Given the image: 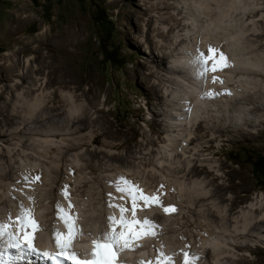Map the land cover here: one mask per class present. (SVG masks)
I'll return each instance as SVG.
<instances>
[{
	"label": "rangeland",
	"instance_id": "1",
	"mask_svg": "<svg viewBox=\"0 0 264 264\" xmlns=\"http://www.w3.org/2000/svg\"><path fill=\"white\" fill-rule=\"evenodd\" d=\"M235 1L206 2L213 3L216 19L225 12L232 14L243 44L251 47L246 55L253 52L264 57V0H248L237 11L230 10ZM192 6L193 0H0V181L6 178L0 190L7 194L6 203L11 199L15 206L27 200L39 203L44 207L43 221L48 222L42 228L48 230L62 217L60 204L74 194V202L85 208L82 224L106 231L111 206L118 203L113 197L120 177L149 193L160 179L172 186L173 193L168 196L169 205L155 206L151 215L157 208L175 207L176 211L156 217L152 230L156 235L143 246L159 234L167 237L166 242L186 237L191 246L198 231L207 228V234L209 229L223 233L233 250L239 244L235 252L246 257L237 263L221 256V264H264V224L250 231L261 219L260 213L246 214V207L257 197L264 203V179L253 172L255 158L264 156V123H260L264 69L258 71L261 74H242L246 88L242 95L231 96L245 97L232 100L236 102L229 105L231 110L214 99L208 108L198 101L199 114H194L183 135L190 146L188 155L178 151L179 156L171 158L163 149L171 120L168 114L178 107L167 97L176 87L168 81L175 75L173 53L186 33L183 24L171 27L178 23L177 15L193 26L187 20ZM203 18L205 23L207 17ZM40 34L45 35L43 41ZM18 38L23 39L21 43ZM39 45L43 47L40 54H49L46 59L38 58ZM20 47L27 50L16 54ZM31 57L35 58L32 68L25 61ZM14 64L17 68L12 73L9 67ZM29 68L31 78L12 90L14 79L21 81L20 71ZM259 89L263 93H256ZM217 96L227 95L219 91ZM257 103L260 110L254 108ZM212 122L216 129L233 131L217 132ZM212 134L218 137L214 140ZM25 165L32 171L27 172ZM194 165L197 171L188 175ZM20 170L29 173L27 180ZM206 192L205 200L190 203ZM0 206L7 208L4 203ZM199 256L198 264L213 261L207 251Z\"/></svg>",
	"mask_w": 264,
	"mask_h": 264
},
{
	"label": "bare ground",
	"instance_id": "2",
	"mask_svg": "<svg viewBox=\"0 0 264 264\" xmlns=\"http://www.w3.org/2000/svg\"><path fill=\"white\" fill-rule=\"evenodd\" d=\"M182 1L183 0H181V3H182ZM193 1H194V7L192 6L193 8H191V9L188 7V10H189L188 14H190L191 17H190V19L189 18L187 19V20L192 21L193 26H191V24H189V22H187L186 19L185 20L183 19V18H185L184 16L177 18V16H178L177 15L174 18V20H176L178 23L176 25L173 24L171 27L173 30V28L175 26H177V25L180 26L179 24H183L185 27L184 29H186V33L184 35H185V37H187V40L184 39L185 37L181 38V41H179L181 43L174 49L173 56H175V59H174L171 71H173V73H175V75H174V77H173V75H171V78L168 77L169 78L168 81L172 82L174 85L176 84V87H173V90L168 94L167 97H169V99H171V101L176 102V104L178 106L176 108H173L175 110V112L168 114L169 115L168 117L171 120L168 121L169 122V126H168L169 129L167 130V143L163 146L164 152L168 153V155L171 158H175V157L179 156V152H182L184 155H188V153L190 152V150H189L190 146H188L189 145L188 140L183 135L186 132V130H188L194 114H196V113L199 114L198 112L200 109V107H199L200 104L198 101L203 100V102L207 103V108H208L209 104L214 99L215 102L221 101L222 103L221 102L220 103L222 105H224V104L228 105V109L231 110L232 107L229 105L232 102H236V101H232V100H235L238 97L239 98L241 97V99H244V97H245V96H231L233 94L239 95V93L242 95V93L244 92L243 89H245L246 85H247V83H246L247 80L243 78L245 73H248V74H249V72H252V74L253 73H259L258 71H262V69H264V57L262 55H259L260 53L255 54L252 52V54L249 56L245 54V50L249 46H245V44H243V42L241 40V33L242 32L237 31L238 29L236 30V28L234 27L233 23L235 21L234 22L231 21L233 16L230 12H225L224 13L225 15H223L222 18L216 19L217 18L216 15L213 12H211V7L213 6V3L211 4L210 2H206L207 0L206 1L193 0ZM247 1L248 0H238V1L233 2V5H231L230 10L237 11L238 9L242 8L244 5H247V3H248ZM187 5H189V1L184 2V6H187ZM179 12H180L179 14H182V10ZM203 15H205V17H207V21L205 23H204ZM225 18H228V20H225ZM235 19H237V18H235ZM230 21L232 23H230ZM261 35L262 34L258 35L259 38L261 37ZM44 36L45 35L40 34L39 38L42 39V41H43L45 39ZM22 40H23L22 38H18V42L21 43ZM185 41H189V43H184L185 45L182 46L183 42H185ZM260 42H262V41L260 40ZM177 44H178L177 42L173 43V45H177ZM210 44H212L214 46H219L221 48V50L228 56L229 61L231 63V66L223 69L222 71H217L216 73H209L208 78L205 81V80L199 79L197 77V75H196L197 69H196L195 65L193 63H191V61L193 60V55L195 54V52L197 51L198 48L206 51ZM178 47H180V49ZM160 48L163 49L164 46L161 45ZM250 48L251 47H249V49ZM42 49H43L42 45H39L35 52L38 53V58L46 59V57L49 56V54L48 53L47 54H44V53L40 54ZM25 50H27V48ZM25 50H22V47H20L16 54H20L21 51H25ZM158 55H159V57L162 56L160 54H158ZM164 56H165V54H164ZM168 56H165V58ZM33 58L34 57H31V58H27V60H25L27 62V65L29 64L31 66V68L33 66L31 64V60H33ZM157 67L161 68V64L159 63L157 65ZM16 68H17V66H16V64H14V65L9 67V70H10V72L13 73L14 71L16 72ZM31 68H29L27 71H25V70L20 71L19 77H20L21 81L19 79H14L13 84H10V87L12 88V90L17 89L21 84L24 85L23 81H26L28 78H31L30 74L33 71ZM37 68L39 69V67H37ZM163 69H165V68H163ZM237 71L239 72L238 75L236 74ZM167 72H168V70H167ZM234 73L236 75H234ZM242 74H244V75H242ZM259 74H261V73H259ZM4 75H5V73H4ZM213 75L219 76L223 82L222 83H213V81H212ZM6 76L8 78L9 75L6 74ZM175 76H176V78H175ZM28 84H30V83L28 82ZM33 87H31V89H34ZM154 89H157V88H154ZM219 91H220L221 95H227V96H217L219 94ZM260 91L262 92V90L259 89L256 91V93H258ZM206 92H214V93H218V94L213 95V96H207V95H205ZM256 99L260 103V99L259 98H256ZM195 102H196V104H195ZM239 102L241 103V101H239ZM215 105L217 106V104H215ZM254 108H255V110H260L259 104L257 106H255ZM237 110H238V108L233 109L232 111H237ZM210 113H211V111H210ZM260 123L263 124L264 119H262L260 121ZM212 124H213V127H215V129H216L217 125L215 124V122H212L210 125H212ZM245 124L248 125L247 123H245ZM208 127H210V126H208ZM228 128L227 129L218 128L216 130H217V132H221V133L226 132L228 134V133H231L233 131V130L228 129ZM211 130H210V132H211ZM241 133L243 135L247 134L245 132H241ZM212 135L215 136L214 134H212ZM249 135H251V134H249ZM217 137L218 136H215L212 139L215 140V138H217ZM193 139H195V138H193ZM45 142L49 143V140L46 139ZM186 146H188V147H186ZM190 156L191 155H189L187 157L189 158ZM164 162H166L165 159H164V161H159L160 164H163ZM189 162L191 163L190 160H189ZM170 165H173V162H170ZM29 167H28V165L26 166L27 172L32 171V170L29 171ZM195 171H197V165H194L192 167V169L190 170L189 174L188 173L187 174L190 175V174L194 173ZM18 173H19V175L23 176V178L25 179V176H26L25 172L20 170ZM27 175L29 176V173H27ZM5 179L6 178H3V180H5ZM24 179H21V180H24ZM3 180H1L0 182H2ZM11 185H14L15 187H17V184H14V183H11ZM19 185H24V184L20 183ZM144 187H145V185H144ZM146 187L148 188L150 186H146ZM150 188H148V189L150 190ZM151 189H153V188H151ZM154 189L156 191L153 190V191H150V193H149L148 191H146L147 189L144 188V190H145L144 194L150 195V196H158L162 203L161 204H155L152 202L146 203L143 200H137L136 201L137 207H136L135 219L141 221L140 225H133V227L135 228V230L137 232H142L145 230V227L143 226V220L145 218L148 219L149 221L153 222V224H156V222H157L156 217L160 218V217L165 215L166 212L164 211V209H162V208L158 209L157 208L158 211L156 213H154V215L152 216L151 214L153 213V208L155 206H160V207L161 206H168L170 203L168 201V196H170L173 193L171 191L172 190L171 185L169 186L163 180L157 179V183L155 184ZM141 190H142V188H141ZM116 191H117V193L114 195L113 198L115 200H117L118 203L114 204V205L123 204L125 206V208L128 209V211H126V213H125L126 218L128 220H133L131 198L126 193H121L117 189H116ZM181 191H182V189H181ZM6 195L7 194L5 193V191L0 190V205L4 203V204H6V207H7V208L5 207L6 208V210H5L4 208L1 209V206H0V221H4V222H7V220L9 219L10 216L13 218V220H15V217L17 216V214L22 211L21 205L19 204L20 206H15L16 204L15 205L13 204L12 199L9 200L10 201L9 203H6V199H8V197ZM219 195H220L221 199H224L223 195H221L220 193H219ZM73 196H74V194H72V196L69 195L70 198L69 199L65 198V203L60 204V205H62L63 214L59 215V216H62V217L59 219L57 224L52 229L49 228L48 230L42 228V226H45L46 223H48V222H46V220L43 221V219L45 218V216H44L45 213L43 212L44 207H42L39 203L34 204L31 202H28V200L26 202L23 201L24 199L22 200L23 202L21 204H23L24 207L33 210V217L39 226V230L36 231L34 234V244L36 245L37 248H39V249L46 248L47 252L58 251V248H57V245L55 242L56 230H59L61 233H64V234H67V232H68V227H67V224L65 223V214H67V217L74 224L75 228H78L80 230L79 233H77V235L75 236V238L73 240V248L78 254H80V257H86L89 254L91 248L94 246L92 241L95 238L100 237L104 233L111 231L112 223H111L110 219H108L110 221V223H109L110 225L106 231H104V230L99 231L98 230L99 228H97V226L92 227L93 229H87L88 227L86 226L87 227L86 228L84 226V224H82V222H81L86 216V213L83 212V211H85V208L82 205L83 203L82 204L79 202L75 203L74 202L75 199H73ZM205 196L207 197V192H206V194H202V195L199 194L197 196V198H195L194 200L190 199V203L194 204V203H196V201L201 202V201L205 200L204 199ZM30 198H32V197L30 196ZM32 199H31V201H32ZM256 199H257V202H255V203L252 202L250 204V206L246 207V210L248 209L246 211V214L247 213L250 214L253 212L254 213L259 212L260 215H258V219H259V217L261 219L256 221V223L251 227L250 231H253L256 228V225L264 224V203L262 201L263 199H261L260 197L259 198L257 197ZM110 211H111V214L110 215L108 214L107 218H110L112 216H116L117 218L120 217V211H119L118 207L111 206ZM244 212H245V210H244ZM245 218H246L245 219L246 221H245L244 225H245V227H247V225L249 224V222L251 220V216L250 215L245 216ZM81 224L87 230H84L81 227ZM202 227H204V226H202ZM116 228L118 231L123 230L122 225H120V224H117ZM152 230H154V228H152ZM209 230H208L209 234H207V228L204 232L199 230L198 231V238H197V240H195L194 243H192L191 246H189L190 245L189 243L191 241L187 240L186 237L180 236L181 239H178V240L174 239L172 242H171V240H170V242L169 241L166 242L167 240L165 239L166 240L165 241L164 238H167V237L162 236L163 237L162 238L160 236L161 234L156 236L157 238L152 240V242L148 243L146 246H143V243L147 242L148 239L153 237V235H142L141 237H139L138 239L133 241L134 244H137L139 246H137L135 248H126L122 252H119V258H120V261H126V262H129L130 264H141V262H144V264H157V257H160V253L162 251L165 254L164 257H161L163 264H169V261L166 259L167 257H171L172 258L171 261L172 262L175 261L174 264H185V253L188 252L187 255H188L190 264H198L197 261H195V259L198 258L199 254H201V252L207 251V254L209 253V254L213 255V261H210L209 264H215V263L221 264V261H219L221 256L222 257H224V256L229 257L230 259L234 260L237 263H238V261H245L246 257H241L240 254L237 252V250L235 252V249H236V247H238L239 244H235L234 247L232 246L234 248V250H233L232 248H230L231 244L225 240V237H224L225 235L223 233L221 235V234H217L216 232L212 233V231L210 230L211 231L210 232ZM236 231L238 232L239 229H237ZM250 233H248L247 235H250ZM242 234L243 233L241 232L237 235L239 236ZM207 235H208V237H207ZM250 237H252V236H250ZM227 238H228V236H227ZM184 246H185V248H183ZM243 246L248 247L250 245L249 244L248 245L240 244V247H243ZM221 259H223V258H221Z\"/></svg>",
	"mask_w": 264,
	"mask_h": 264
},
{
	"label": "snow or ice",
	"instance_id": "3",
	"mask_svg": "<svg viewBox=\"0 0 264 264\" xmlns=\"http://www.w3.org/2000/svg\"><path fill=\"white\" fill-rule=\"evenodd\" d=\"M197 69L196 75L199 79L207 80L209 73H216L231 66L228 56L221 50L219 46L210 44L207 50L197 49L191 61ZM213 83H222L219 76H212ZM218 93L206 92L205 95L213 96ZM27 180V177H25ZM39 180V177H35ZM123 184L124 186H121ZM117 190L121 193H126L132 200V216L133 220H128L125 216L128 209L123 204L113 205L118 207L120 217H110L112 223L111 231L104 233L102 236L95 238L92 243V259H81L73 248V240L79 229L75 228L74 224L65 214V223L68 227L67 234L56 230V245L58 251L50 253L41 251L34 244V234L39 230V226L33 217V210L28 209L21 204L22 211L17 214L15 220L10 216L7 222L0 221V264H117V255L126 248H135L139 245L133 241L142 235H156L152 228L155 227L153 222L148 219L143 220L145 230L137 232L133 225H140L141 221L135 219L136 201L143 200L146 203L152 202L161 204L158 196H150L144 194L143 190L138 186H134L130 181L123 177L116 182ZM67 195V193H65ZM63 210V209H62ZM164 211L175 212V207H165ZM122 225L123 230L118 231L116 225ZM82 234V233H81ZM165 254L161 251L160 257H157V264H163L161 257ZM171 262V257L166 258ZM144 264V262H141ZM185 264H190L187 253H185Z\"/></svg>",
	"mask_w": 264,
	"mask_h": 264
},
{
	"label": "trees",
	"instance_id": "4",
	"mask_svg": "<svg viewBox=\"0 0 264 264\" xmlns=\"http://www.w3.org/2000/svg\"><path fill=\"white\" fill-rule=\"evenodd\" d=\"M264 156L255 158L253 162V172L256 176L260 177V179H264Z\"/></svg>",
	"mask_w": 264,
	"mask_h": 264
}]
</instances>
